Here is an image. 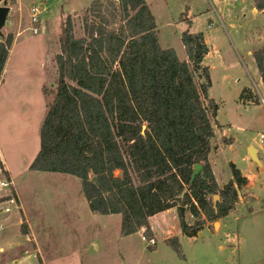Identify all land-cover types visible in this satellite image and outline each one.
I'll return each instance as SVG.
<instances>
[{
    "label": "rangeland",
    "instance_id": "obj_1",
    "mask_svg": "<svg viewBox=\"0 0 264 264\" xmlns=\"http://www.w3.org/2000/svg\"><path fill=\"white\" fill-rule=\"evenodd\" d=\"M92 1L0 0L10 7L1 31L14 33L0 82V176L9 180L6 166L18 192L11 183L0 189V264H264V89L251 56L264 41V10L253 12L250 0H146L163 48L188 59L185 30L203 32L209 46L203 62L210 68L209 96L219 104L209 159L221 188L234 183L231 163L247 178L241 187L234 183L238 198L227 216L206 221L190 236L182 234L183 216L172 207L150 219V245L142 230L121 234L120 214L93 213L78 177L30 169L56 85L65 18L73 16L80 36V16ZM32 5L40 8L39 34L30 29ZM246 87L258 103L241 101ZM251 145L261 164L251 158ZM184 217L191 225L204 219L187 208ZM175 236L181 255L167 242Z\"/></svg>",
    "mask_w": 264,
    "mask_h": 264
},
{
    "label": "trees",
    "instance_id": "obj_2",
    "mask_svg": "<svg viewBox=\"0 0 264 264\" xmlns=\"http://www.w3.org/2000/svg\"><path fill=\"white\" fill-rule=\"evenodd\" d=\"M252 7L264 10V0ZM80 17V36L72 15L63 24L56 85L30 169L78 177L93 213L120 214L122 235L142 230L149 242L150 218L172 207L204 215L193 225L182 221L190 236L227 216L238 198L234 183L241 187L247 178L231 163L234 183L221 188L209 159L219 104L209 96L204 33H182L188 59L181 60L160 45L146 0H93ZM13 42V32H0V82ZM251 56L264 89V41ZM247 88L241 101L258 103ZM167 242L181 255L177 236Z\"/></svg>",
    "mask_w": 264,
    "mask_h": 264
},
{
    "label": "water",
    "instance_id": "obj_3",
    "mask_svg": "<svg viewBox=\"0 0 264 264\" xmlns=\"http://www.w3.org/2000/svg\"><path fill=\"white\" fill-rule=\"evenodd\" d=\"M117 2H119V0H115ZM9 10H10V7L7 6V5H0V32H1V29L3 28V26L5 25L6 21L8 20L7 16H8V13H9ZM146 126L144 125L143 126V129L145 128ZM249 154L251 156V158L257 162L258 164H261L260 162V158L258 156V149L254 146H250L249 148ZM201 169V165L200 164H196L195 165V168H194V173L192 174V178L195 177V175L199 172V170ZM94 180H96V177H93ZM227 185H229L228 183L224 185V188H227ZM187 191V189H184V191L182 192L181 196L184 195V193ZM219 195L216 194L214 196V200L216 201L217 199H219ZM178 209L180 210L182 216H183V221H184V226L186 225V220H185V206H182L180 205L178 207Z\"/></svg>",
    "mask_w": 264,
    "mask_h": 264
},
{
    "label": "built area",
    "instance_id": "obj_4",
    "mask_svg": "<svg viewBox=\"0 0 264 264\" xmlns=\"http://www.w3.org/2000/svg\"><path fill=\"white\" fill-rule=\"evenodd\" d=\"M224 1L231 2L234 0H224ZM39 12H40L39 6L32 5L30 7V23H31L30 29L33 32V34H39L44 27V26L43 27L41 26V22H40V18H39ZM260 138L262 141H264V135L263 134L260 135ZM0 174H1V171H0ZM9 185H10V181L7 178H3L2 176H0V189L3 187L4 188L9 187ZM5 211H9V207H6ZM151 243L152 244L155 243L154 239L150 240V244Z\"/></svg>",
    "mask_w": 264,
    "mask_h": 264
},
{
    "label": "crops",
    "instance_id": "obj_5",
    "mask_svg": "<svg viewBox=\"0 0 264 264\" xmlns=\"http://www.w3.org/2000/svg\"><path fill=\"white\" fill-rule=\"evenodd\" d=\"M251 1V4H252V0H250ZM253 8V12H257L258 11V9L257 8H255V7H252ZM21 33V32H20ZM19 34V33H18ZM17 34V35H18ZM258 156H259V150H258ZM212 167H213V165H212ZM5 169L7 170V172H8V177H9V181H10V183H11V185L14 187V189H15V191L17 192V188H16V185H15V182H14V180H13V178H12V175H11V173H10V171L8 170V168L5 166ZM243 174V173H242ZM244 175V174H243ZM216 180H217V182H218V184L220 185V181L216 178ZM17 194H18V192H17ZM8 201H12V200H8ZM7 201V202H8ZM18 202L19 203H21V199H20V197H19V195H18ZM18 203V205H20ZM6 207V206H5ZM20 207H21V205H20ZM174 208H170V209H168L167 211H170V210H173ZM166 211V210H165ZM20 219H21V217H20ZM150 219H152V217L150 218ZM182 234H184L183 232H182ZM31 235H33V232L31 231ZM155 235V234H154ZM27 237H29L28 235H27ZM11 245H13V243L11 244ZM13 247V246H12ZM4 249V247L3 246H0V250H3Z\"/></svg>",
    "mask_w": 264,
    "mask_h": 264
}]
</instances>
